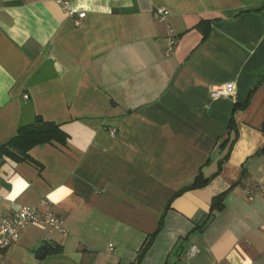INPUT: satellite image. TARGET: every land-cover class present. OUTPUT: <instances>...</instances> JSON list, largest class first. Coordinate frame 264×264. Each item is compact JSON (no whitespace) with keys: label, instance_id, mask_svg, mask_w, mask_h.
Instances as JSON below:
<instances>
[{"label":"crops","instance_id":"obj_1","mask_svg":"<svg viewBox=\"0 0 264 264\" xmlns=\"http://www.w3.org/2000/svg\"><path fill=\"white\" fill-rule=\"evenodd\" d=\"M68 1L79 26L57 0H0V145L36 116L67 135L38 167L0 157V223L45 200L67 229L27 226L0 263L135 264L161 221L140 264H264V0ZM45 242L61 252L38 259Z\"/></svg>","mask_w":264,"mask_h":264},{"label":"trees","instance_id":"obj_2","mask_svg":"<svg viewBox=\"0 0 264 264\" xmlns=\"http://www.w3.org/2000/svg\"><path fill=\"white\" fill-rule=\"evenodd\" d=\"M209 24H210L209 21L203 20L193 27L200 30L202 34V40L205 39V37L208 34ZM246 104L247 102L245 104L239 105V107L244 108ZM234 108H238V105H235ZM232 128H233V121L232 118H230L228 129L231 130ZM66 138L67 135L65 134V132L61 130L59 124L54 123L52 121H45L41 117L36 116L33 123L19 127L14 136H12L8 141L0 145V157H7L15 162L25 161L37 166L35 162L29 157L28 154V152L33 147L41 144L64 145L66 142ZM263 152H264V145L257 152V154ZM212 177L213 176L203 177L201 172H199L189 186L179 189L177 192L173 194L172 198L177 197L188 190H193L203 187L204 185L207 184V182H209V180ZM224 197H225V193H221L217 196H214L211 199L209 215L207 216L203 224L209 221V219H211L214 216L215 212H218L223 208ZM161 226H162V222L160 221L155 232L146 237L140 249L138 250L135 259V264H140L143 255L150 247L155 235L160 230ZM60 252H61L60 245H56V244L54 245V244H50V242H45L43 245H41L34 251V254L38 259H42L48 255L57 254Z\"/></svg>","mask_w":264,"mask_h":264},{"label":"built area","instance_id":"obj_3","mask_svg":"<svg viewBox=\"0 0 264 264\" xmlns=\"http://www.w3.org/2000/svg\"><path fill=\"white\" fill-rule=\"evenodd\" d=\"M59 6L65 11L66 15L73 19L74 24L79 26L82 13H76L71 7L68 0H57ZM168 15L166 9H157V17L163 20ZM176 39L169 37L167 39L165 56H169L175 46ZM234 94V86L232 83L225 84L218 89L212 90L211 95L216 97H229ZM27 98V96H24ZM114 133V130H112ZM46 201L41 200L39 206L27 205L16 209L14 212L3 217L0 223V250L7 249L14 245L20 238L21 231L29 225H41L47 233V239L51 238L55 233L62 236L67 234L64 221L62 218L54 214L51 210L45 208ZM112 245H109V249ZM198 252L196 246H191L187 252L188 257L194 256ZM4 264V263H0Z\"/></svg>","mask_w":264,"mask_h":264}]
</instances>
